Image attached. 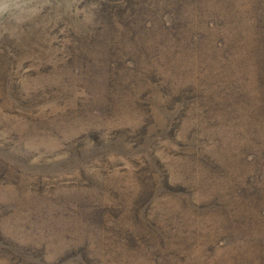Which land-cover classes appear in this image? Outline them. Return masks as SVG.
<instances>
[{"label":"rangeland","instance_id":"1","mask_svg":"<svg viewBox=\"0 0 264 264\" xmlns=\"http://www.w3.org/2000/svg\"><path fill=\"white\" fill-rule=\"evenodd\" d=\"M247 29L264 0H0V264H264Z\"/></svg>","mask_w":264,"mask_h":264},{"label":"trees","instance_id":"2","mask_svg":"<svg viewBox=\"0 0 264 264\" xmlns=\"http://www.w3.org/2000/svg\"><path fill=\"white\" fill-rule=\"evenodd\" d=\"M248 40L246 49L244 51V57L249 62L251 60L250 65L252 66V70L257 77V82L253 87L251 86L250 90L247 91V94L251 96L249 101L250 104V115L254 118L253 121L257 120L258 123L264 125V31L261 30H249L247 29ZM232 48V47H231ZM222 50V49H221ZM230 57L224 55L223 62H229L234 60L237 56V53L229 54ZM257 114V115H256ZM252 127L256 129V126L253 124ZM261 141L264 142V134H260ZM245 187V195L249 196V203L247 207L250 209L251 214L256 212V203L264 202V190L260 187H255L254 185ZM250 187V188H248ZM261 200V201H259ZM243 209L241 213H239L242 217L246 214ZM248 224V225H247ZM259 225L255 222H242L240 225V229L252 228L256 229ZM246 228V229H247ZM264 242V241H263Z\"/></svg>","mask_w":264,"mask_h":264}]
</instances>
